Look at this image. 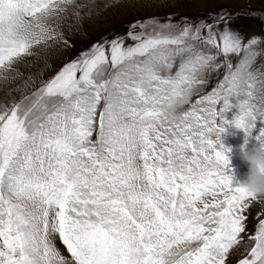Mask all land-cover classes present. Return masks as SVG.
Segmentation results:
<instances>
[{
  "label": "snow or ice",
  "instance_id": "1",
  "mask_svg": "<svg viewBox=\"0 0 264 264\" xmlns=\"http://www.w3.org/2000/svg\"><path fill=\"white\" fill-rule=\"evenodd\" d=\"M98 8L0 0V79L38 47H69L61 24ZM237 16L135 20L0 102V264H264V197L232 186L220 141L250 119L264 144V36ZM230 96L243 99L229 122Z\"/></svg>",
  "mask_w": 264,
  "mask_h": 264
},
{
  "label": "rangeland",
  "instance_id": "2",
  "mask_svg": "<svg viewBox=\"0 0 264 264\" xmlns=\"http://www.w3.org/2000/svg\"><path fill=\"white\" fill-rule=\"evenodd\" d=\"M78 3L86 0H77ZM99 6L94 9L90 17H84L81 21L73 19L71 15L61 24V30L69 41V47H38L33 51L36 55L26 56L13 67L16 72L9 74L8 80L0 79V102L19 100L29 90H34L41 79H48L55 75L56 71L64 63L71 61L82 51H87L91 44L97 42L102 36L116 33H124L128 25L135 20H144L156 17L160 22H166L171 17L172 22L183 24V18L187 17L193 22L206 19L207 14L220 6L230 8L238 14L233 26L238 28L246 37L252 35L264 36V0H119L107 8L103 5L108 0H95ZM86 10H81L83 16ZM245 13H251L246 15ZM264 48V45L261 46ZM233 65L238 62V57L230 56ZM48 65L46 67L45 65ZM179 60L174 62L172 72L176 71ZM43 73L41 75V70ZM254 70L264 72V54L257 56L253 65ZM19 73V74H17ZM225 68L221 66L207 76L201 95L210 91L221 79ZM34 77L35 85L24 88V82L29 77ZM19 88V90H17ZM196 97H193L195 99ZM229 103L232 107L225 113V119L229 122L239 114L236 107L243 96H230ZM247 139V147L258 146L260 141L254 136L245 137V133L234 127L231 123L225 125V131L221 133L220 140L227 149L225 155L228 164L225 167L226 174L231 176L232 186H242L247 178L249 165L240 156V146ZM251 219V218H250ZM251 223L249 229L251 230ZM57 246L62 254L68 255L66 249L57 241Z\"/></svg>",
  "mask_w": 264,
  "mask_h": 264
},
{
  "label": "clouds",
  "instance_id": "3",
  "mask_svg": "<svg viewBox=\"0 0 264 264\" xmlns=\"http://www.w3.org/2000/svg\"><path fill=\"white\" fill-rule=\"evenodd\" d=\"M249 116H251V114H249ZM232 125L236 128L241 129L245 133V137L250 136V119H246L244 122V126L242 127H237L235 124ZM223 128L225 131V125L223 126ZM246 145L247 139H245L244 144L240 146V156L249 165L247 178L242 186L249 193L264 197V144H259L258 146L254 145L250 148Z\"/></svg>",
  "mask_w": 264,
  "mask_h": 264
}]
</instances>
